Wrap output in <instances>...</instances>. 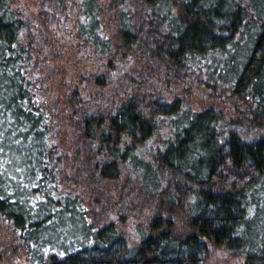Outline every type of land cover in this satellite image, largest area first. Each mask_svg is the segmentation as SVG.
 <instances>
[{
  "label": "trees",
  "instance_id": "1",
  "mask_svg": "<svg viewBox=\"0 0 264 264\" xmlns=\"http://www.w3.org/2000/svg\"><path fill=\"white\" fill-rule=\"evenodd\" d=\"M70 9L106 61L58 82L57 104L38 53ZM131 61L171 92L124 88ZM136 198L148 214L125 236ZM218 249L264 264V0H40L32 18L0 0V263L207 264Z\"/></svg>",
  "mask_w": 264,
  "mask_h": 264
},
{
  "label": "rangeland",
  "instance_id": "2",
  "mask_svg": "<svg viewBox=\"0 0 264 264\" xmlns=\"http://www.w3.org/2000/svg\"><path fill=\"white\" fill-rule=\"evenodd\" d=\"M39 1L40 0H11V7L15 11L22 14L23 17L32 18V17H36L38 13ZM73 11L74 9L72 10L70 9L67 18L61 17L60 24H59L60 28H58L57 30L52 29V31H54L55 33H51V36L53 35V39L52 38L50 39L56 42V44L53 45V48L51 47L52 52L46 51V53L45 52L38 53V56L42 60L47 61L48 65L56 68V73L58 74L56 79L50 78L48 81V87H50V91L47 95L48 102L55 101L57 104L62 103V97H61L62 89H59L58 82H60L63 78H66L71 83L75 81L79 83V80H80L79 73L86 74L87 72H91V71L104 70V64H105L106 58L104 59L101 58L97 53L92 52L89 49V47H83L81 42H79L75 38L73 33L71 32V23H72V18L74 15ZM136 67L137 65L134 61H131L127 65H125L124 71H128L129 75L126 77V81L122 85L124 88H126L127 83H129L130 80L132 81L137 80L138 83L141 84L143 87L149 84L148 86H151L154 89V92H159L163 90L165 95H168L169 92H171L169 88L165 87V83H163V81H160V78L145 76V74L142 71H140L139 68H136ZM121 73L122 72L119 70L116 73V75L114 74L115 77L117 76L119 77H117L115 81L112 82L108 86L106 90L107 94H114V92H116V89H117L116 86L120 85V83L118 82L122 78ZM146 78H147V81H146ZM151 82L155 84V87H154V84H150ZM135 86H137V84L134 83V87ZM184 86L185 84H182L180 86L181 89L179 88L177 91H178V96H181V98L186 99L188 97L187 95H189L188 93L189 91L187 92L183 91ZM120 89L121 88L119 87L118 89L119 92H121L122 90ZM124 92L126 93V91ZM83 93L86 94L85 91ZM201 93H202V90L199 92L197 91L192 92L188 100L190 101V104L199 106V101L201 100V97H202ZM88 95L90 96L91 93L88 92L87 96ZM168 97L169 96H167V99ZM62 112L63 110L61 111L59 109L57 114L61 115ZM164 135H166V133L164 132V130H162L160 136H164ZM71 139H72L71 136L67 138V140L64 139V137L63 138L61 137L60 138L61 149L67 146L68 141ZM152 146L156 148L157 143L156 142L153 143ZM112 193L114 192L112 191ZM140 201L141 200L136 198L134 199L133 202L131 201L132 203L130 202L129 204H127V207H126L127 213L129 212L134 213L135 217L133 216V218L131 219L132 221L129 224H119L118 225L122 233H124L125 236H130L129 234H134L135 223L139 217L138 215L145 217V215L148 214V208L143 210L142 212H139L137 208L135 207L136 205H138ZM213 254L214 256L211 259H208L207 264H232L240 260L238 257H233L229 255V253L224 250H219V249L215 250ZM0 264H4V262Z\"/></svg>",
  "mask_w": 264,
  "mask_h": 264
}]
</instances>
